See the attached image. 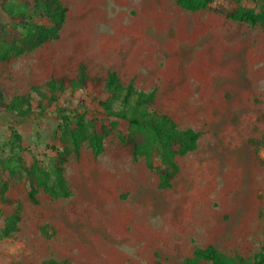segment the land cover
I'll use <instances>...</instances> for the list:
<instances>
[{"label": "rangeland", "instance_id": "374dc122", "mask_svg": "<svg viewBox=\"0 0 264 264\" xmlns=\"http://www.w3.org/2000/svg\"><path fill=\"white\" fill-rule=\"evenodd\" d=\"M3 1L0 21L8 20ZM61 1L67 15L59 37L0 62L2 99L26 94L39 115L16 122L28 166H46L53 147L67 146L58 128L61 107L76 108L84 99L108 123L119 121L100 104L110 71L123 85L155 89L148 111L200 136L194 150L175 157L179 170L164 189L145 156L134 157L120 141L121 124L100 155L87 143L70 154L69 197L40 190L33 203L23 173L0 165L8 197L23 205L18 229L0 238V264H42L49 257L70 264H183L209 244L250 264L264 249V144H258L264 139V30L222 10L259 11L264 1L215 0L199 10L176 0ZM82 63L100 82L69 86L55 102L46 88L34 92L52 77L75 78ZM1 117L0 145L10 136ZM0 157L10 152L0 150ZM14 209L0 201V228Z\"/></svg>", "mask_w": 264, "mask_h": 264}, {"label": "trees", "instance_id": "16d2710c", "mask_svg": "<svg viewBox=\"0 0 264 264\" xmlns=\"http://www.w3.org/2000/svg\"><path fill=\"white\" fill-rule=\"evenodd\" d=\"M215 0H176L183 8L199 10L208 7ZM264 0H256L262 2ZM3 10L8 20L0 21V62L7 61L13 56L35 50L44 43L56 39L65 22L67 7L61 0H32L30 5L26 1L4 0ZM222 13L232 20L259 25L264 30V2L260 10L252 8H238L236 10H222ZM9 21V22H7ZM41 21V22H40ZM42 21H47L43 23ZM100 78L91 77L86 66H79L75 78L66 75L52 77L44 86H34V92L41 93L46 88L50 93L49 101L55 102L58 94L69 86L82 89L90 83L97 84ZM104 89L108 97L100 104L108 116H115L119 121L108 123L104 118L94 113L84 99L78 101L76 108H59L58 128L67 142L64 149L53 147L55 156L46 166L35 161L27 165L23 153L24 136L17 121L34 120L38 118L31 100L26 94L15 96L10 101L2 99L0 91V116L6 128L10 130L8 140L0 145V150H8L10 157H0V165L12 174L23 173L28 184V198L31 202H38L40 190L53 198H66L71 190L65 175V163L71 153L78 154L83 144L87 143L95 155L104 151L105 138L119 124L123 126L120 141L128 147L134 157L145 156L149 168L156 169L159 175V188H169L172 179L179 170L175 161L177 155H185L194 150L200 133L194 129L181 130L178 124L167 114L148 111L156 98V90H138L133 82L123 85L116 71L108 72L104 80ZM120 102V108L114 109V101ZM264 144V139L258 141ZM159 158L161 164L154 159ZM9 181L0 180L1 203L14 206L3 227L0 228V238H9L18 229L22 219L23 205L20 200L8 197ZM31 264V263H30ZM42 264H70L67 259L49 257ZM183 264H248L240 254L230 256L222 252L215 245L196 247L192 256L185 258ZM250 264H264V249L256 252Z\"/></svg>", "mask_w": 264, "mask_h": 264}]
</instances>
